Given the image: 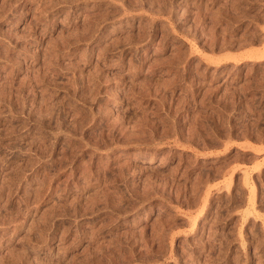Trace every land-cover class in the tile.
<instances>
[{
	"label": "rangeland",
	"instance_id": "rangeland-1",
	"mask_svg": "<svg viewBox=\"0 0 264 264\" xmlns=\"http://www.w3.org/2000/svg\"><path fill=\"white\" fill-rule=\"evenodd\" d=\"M0 264H264V0H0Z\"/></svg>",
	"mask_w": 264,
	"mask_h": 264
},
{
	"label": "bare ground",
	"instance_id": "bare-ground-1",
	"mask_svg": "<svg viewBox=\"0 0 264 264\" xmlns=\"http://www.w3.org/2000/svg\"><path fill=\"white\" fill-rule=\"evenodd\" d=\"M150 159H151L150 157H145L144 160L148 161V160H150Z\"/></svg>",
	"mask_w": 264,
	"mask_h": 264
}]
</instances>
